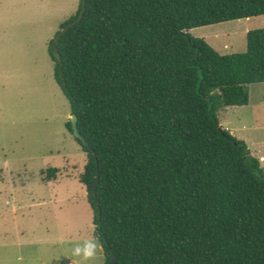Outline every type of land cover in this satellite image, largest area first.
<instances>
[{
  "label": "trees",
  "instance_id": "trees-1",
  "mask_svg": "<svg viewBox=\"0 0 264 264\" xmlns=\"http://www.w3.org/2000/svg\"><path fill=\"white\" fill-rule=\"evenodd\" d=\"M260 16L264 0H79L48 42L104 264H264V171L217 118L264 83V28L227 56L189 33Z\"/></svg>",
  "mask_w": 264,
  "mask_h": 264
},
{
  "label": "rangeland",
  "instance_id": "rangeland-1",
  "mask_svg": "<svg viewBox=\"0 0 264 264\" xmlns=\"http://www.w3.org/2000/svg\"><path fill=\"white\" fill-rule=\"evenodd\" d=\"M78 6L79 0H0V264L105 262L79 182L86 157L66 128L70 108L47 51ZM262 28L264 16L189 33L227 56L244 52L247 31ZM263 91L264 84L249 85L248 106L217 114L219 123L239 129L256 159L264 156ZM48 169L59 171L55 181L47 180ZM90 239L98 244L90 260L73 255Z\"/></svg>",
  "mask_w": 264,
  "mask_h": 264
},
{
  "label": "water",
  "instance_id": "water-1",
  "mask_svg": "<svg viewBox=\"0 0 264 264\" xmlns=\"http://www.w3.org/2000/svg\"><path fill=\"white\" fill-rule=\"evenodd\" d=\"M83 10H84V4H82V8H81V11H80L78 17L72 23L66 25L62 32L66 31L69 27H71L74 24H76L82 18ZM70 122H71V130H72L73 137L75 139H78L81 142L85 143L83 137L80 136V134L78 132L77 124H76V117L75 116H71ZM97 182H98V171H96V173H95L94 181H93V184H92V193L93 194L95 193ZM109 264H113V260Z\"/></svg>",
  "mask_w": 264,
  "mask_h": 264
},
{
  "label": "clouds",
  "instance_id": "clouds-1",
  "mask_svg": "<svg viewBox=\"0 0 264 264\" xmlns=\"http://www.w3.org/2000/svg\"><path fill=\"white\" fill-rule=\"evenodd\" d=\"M98 247V244L95 240H88L83 245H77L73 249V255L82 257L84 261L90 260Z\"/></svg>",
  "mask_w": 264,
  "mask_h": 264
},
{
  "label": "crops",
  "instance_id": "crops-1",
  "mask_svg": "<svg viewBox=\"0 0 264 264\" xmlns=\"http://www.w3.org/2000/svg\"><path fill=\"white\" fill-rule=\"evenodd\" d=\"M248 32V31H247ZM260 84H264V83H260ZM249 87V86H248ZM247 87V88H248ZM263 93H264V91H263ZM249 101H250V98H249V95H248V104L247 105H245V106H232V107H225V108H222L221 110H229V109H232V108H234V107H246V106H248L249 105ZM220 111V110H219ZM220 124V127L221 128H223V125H225L226 127L224 128L225 130H227L228 129V127L227 126H229L228 125V123H227V121H225L224 122V124H222V122H220L219 123ZM230 127V126H229ZM232 130H229L228 129V131L234 136V137H236L237 139H239V140H244V138H243V136H242V134L240 133V131H239V129L238 128H232V127H230ZM237 133V134H236ZM245 141V140H244ZM245 143H247L246 141H245ZM252 155L254 156V157H256V154H254L253 152H252ZM257 158V157H256ZM258 160H259V162H264V156H260L259 158H258ZM57 170V169H56ZM57 172H59L58 170H57ZM59 177V176H58ZM56 180V179H55ZM55 180H52V181H55Z\"/></svg>",
  "mask_w": 264,
  "mask_h": 264
}]
</instances>
